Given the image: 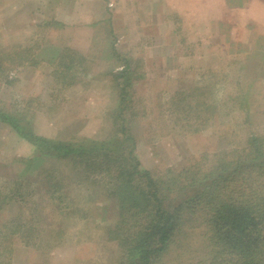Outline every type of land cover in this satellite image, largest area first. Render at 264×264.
Segmentation results:
<instances>
[{"label":"rangeland","instance_id":"374dc122","mask_svg":"<svg viewBox=\"0 0 264 264\" xmlns=\"http://www.w3.org/2000/svg\"><path fill=\"white\" fill-rule=\"evenodd\" d=\"M4 2L0 112L21 117L34 134L66 141L102 139L113 135L112 121L120 125L115 119L118 89L107 73L121 70L123 60L108 56L102 27L113 28L109 41L132 59L134 97L128 115L135 117L128 128L142 169L160 175L201 153L241 147L250 135L264 134V63L258 58L264 41L257 40L264 36L259 15L264 9L255 8L257 19H263L256 23L247 6L228 9L209 0L206 14L197 11L182 25L187 47L181 43L173 49L167 47L168 34L159 40L148 32L134 33L137 7H126L125 0H107L103 9L91 0ZM10 5L23 8V16L13 15V22ZM92 7L104 12V22L89 15ZM140 19V25L148 22ZM94 22L99 30L94 36L72 31ZM137 37L140 49L132 45ZM177 38H184L183 31ZM57 49L61 57L74 50L82 55L80 63L61 73V61L52 58ZM253 50L246 64V53ZM245 75L256 80L245 81ZM128 149L115 145L120 159ZM36 154L0 122V264L118 262L117 242L104 231L116 219V195L106 192L113 187L111 179L96 173L86 184L72 161L43 156L37 164L32 162Z\"/></svg>","mask_w":264,"mask_h":264},{"label":"trees","instance_id":"16d2710c","mask_svg":"<svg viewBox=\"0 0 264 264\" xmlns=\"http://www.w3.org/2000/svg\"><path fill=\"white\" fill-rule=\"evenodd\" d=\"M109 37L114 38L111 29L104 35L111 47L108 56L123 60L121 70L107 73L118 89L115 119L120 125L112 121V136L54 140L34 134L17 115L0 112V122L37 152L32 162L38 164L43 156L72 161L86 184L96 173L111 179L113 187L106 192L116 195V219L104 231L117 242L115 264H264V134L250 135L241 147L201 153L160 175L142 169L128 128L135 117L128 115L134 97L132 59L121 56ZM253 56L254 50L246 53L245 63ZM58 57L57 51L53 59ZM57 60L61 73L80 63L67 54ZM115 145L129 148V155L120 159Z\"/></svg>","mask_w":264,"mask_h":264},{"label":"crops","instance_id":"0c3cea01","mask_svg":"<svg viewBox=\"0 0 264 264\" xmlns=\"http://www.w3.org/2000/svg\"><path fill=\"white\" fill-rule=\"evenodd\" d=\"M10 1L13 3L14 1H17V0H10ZM23 1H28V0H23ZM55 1H56V5H57V3H59L60 0H55ZM91 1L95 2V4H98L99 6H101L102 9H103L104 5L105 6L108 5V3L106 2L107 0H91ZM208 1L209 0H125V2H126L125 4H126V7H127V5L132 6L133 8L135 6L137 7L135 16L138 18V20L136 21V25H138V29L134 33L148 32V33L153 34V37L156 36V38L159 40H161V38H162L161 37L162 33L168 34V38H169L168 42L169 43H168L167 47L174 49V47L180 46L179 44H181V43H183V47L184 46L187 47L186 46L187 43H186V39H185V29L186 28H183L182 25H184L183 23H187V19L189 20V18H190V20H192L193 19L192 16L196 15L197 11H199L200 16L203 15V10L206 14L207 8H208L207 7ZM235 1H236V3H235ZM219 2L223 5L224 8H228V9L233 8V9L238 10L241 7L247 6L249 13H250V17H251L250 19L254 20L256 23L257 22L260 23L263 20V19L262 20L257 19V11L255 10V8L259 7L261 9H264V0H219ZM141 6H144V7H141ZM9 7L10 8L8 11H9V16H10V21L13 20V15H14V17H17V16L21 17V15L23 16V14L20 13V12H22L23 8H13L12 5H10ZM145 7H147V8H145ZM104 11H105V8H104ZM88 13H89V15H92V16L93 15L99 16V18L101 19L104 12H102V10H100V9H97V7L96 8L92 7V10L89 9ZM63 15H65V14H63ZM259 15L264 18V14L259 13ZM142 16H145V18H148V22H143L144 25H140V23H141L140 21H142L140 18ZM182 18L185 20H183ZM175 19L177 21H175ZM95 22H97V21L95 20ZM95 22L92 24L91 23L85 24L84 26H81V27H78L76 25V26H74V29H73V26H71L73 29L72 31L75 33H80V32L90 33V34H93V36H94L96 31H99ZM180 24H181V26H180L181 28L179 27ZM10 26H12V23L10 24ZM64 27H65V25L62 24L61 28H64ZM100 29H103L104 32L110 30V29H106L104 27H102ZM103 31H100V32H103ZM112 31H113V28H112ZM182 31L184 33V38H182L181 40H178L177 36H179V34H181ZM179 32H181V33H179ZM259 38H264V36H259L257 39H259ZM150 40H152V39H150ZM153 40H155V39H153ZM92 43H93V41L91 40L90 44H92ZM94 43L97 44V42H94ZM105 43H107L106 40H105ZM132 45L134 48H139V49L141 48L140 40L138 37H137V40L132 43ZM201 45H202V41H201L200 46ZM155 47L158 48L157 46H154V48ZM71 48L75 49V46L71 45ZM104 48L109 49V51H110V49H111L110 43H107V46ZM57 51H58L59 57L61 56L60 55L61 49H57L55 52H53L52 58L55 57ZM72 52H73V54H72ZM72 52H70V54L77 59H80V56H82V55L76 54V52L74 50H72ZM75 55H77V56H75ZM156 55H158L157 52H156V54H154V56H156ZM51 63H52V61H51ZM74 67H75V65H74Z\"/></svg>","mask_w":264,"mask_h":264}]
</instances>
